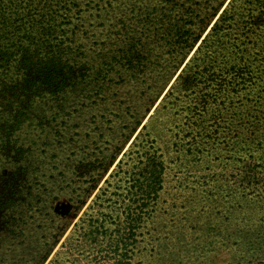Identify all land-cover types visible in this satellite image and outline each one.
Here are the masks:
<instances>
[{"label": "rangeland", "instance_id": "374dc122", "mask_svg": "<svg viewBox=\"0 0 264 264\" xmlns=\"http://www.w3.org/2000/svg\"><path fill=\"white\" fill-rule=\"evenodd\" d=\"M76 3L72 18L87 58L69 50L77 57L64 70L82 79L115 56L114 72L134 26L143 70L109 76L102 104L120 109L59 110L52 95L34 105L35 126L21 130L36 141L34 155L4 154L0 167L9 200L0 209V264H264V0ZM215 26L238 36L233 49L247 52L252 74L236 95H224L222 118L212 120L220 99L209 97L198 111L185 92L196 83L192 59ZM166 40L181 41L180 51L168 54ZM230 48L219 50L222 63L234 62ZM84 118L88 124L77 126ZM154 149L160 173L147 171ZM142 172L155 182L131 180Z\"/></svg>", "mask_w": 264, "mask_h": 264}, {"label": "trees", "instance_id": "16d2710c", "mask_svg": "<svg viewBox=\"0 0 264 264\" xmlns=\"http://www.w3.org/2000/svg\"><path fill=\"white\" fill-rule=\"evenodd\" d=\"M76 1L0 0V167L3 164L4 154L14 155L20 150V156L25 152L34 155L36 141L32 139L28 142L27 135L21 136V130L23 126H35V117H37L33 112L35 104L42 106L48 96L52 95L53 105L59 110L64 105L71 107L74 104L84 105L86 103H94V110H103L102 107L120 109V103L117 105L102 104L104 94L111 90V86L107 85L109 76L113 73V77L117 75L119 79H123L124 75L135 76L137 72L143 70L139 58L145 56L141 55L138 59L135 57L136 54L140 55V50L135 51V47L142 44V41L139 38H133L131 31L135 26L129 31L127 23L120 27V29L127 28L126 33L129 31V40L126 41V50L123 52V58L126 57V60L119 64L114 72H112L114 69L112 63L115 56L104 67L96 65L89 73H82V79L79 78L81 75L78 76L71 68L64 70L63 64L69 63L68 61H73L72 59L77 57L75 52L67 54L69 50H78L82 57L87 58V54L81 52L86 43L77 37L78 30H75L77 24L72 18L75 5H78ZM221 27L215 26L207 33L203 45L193 57L194 63L190 69L195 72L196 83L189 93L185 92L187 96L191 97V101L195 100L196 103L193 104V107L198 111L206 107L204 105L209 97H212V101L208 100L211 104L218 103L215 102L216 98L220 99L219 104L222 107H215L211 110L212 120L217 117L222 118V109L226 108L224 103L227 99L224 95H236L238 84L250 80L252 74L248 64L245 63L246 57L244 56L247 52L233 49L235 39H239L236 38L238 36L234 34L231 36L230 32ZM110 31L112 30H109L108 33ZM157 36L158 32L148 35L149 40L152 37L154 40ZM98 39L102 42L100 47L104 46L103 39L97 38L96 40ZM184 41L186 40H182V42ZM257 41L254 46L260 44L262 39ZM120 43H122V39ZM179 43L181 41L177 43L166 40L164 49H171L168 54L176 53L182 47ZM228 47H232L229 52L236 56L235 59L233 58L234 62L225 64L218 59L219 50ZM174 50L175 52H173ZM131 51L134 53L129 54ZM126 63H128L127 66H125ZM151 66L153 68L155 64L152 63ZM130 67L131 70H129ZM144 67L149 68L150 66L144 65ZM227 75L230 76L229 79H227ZM76 82H81L79 88L74 86ZM219 85H224V88H219ZM68 90H75L79 97L67 98ZM171 93L172 91L168 95ZM216 110L221 111L219 115ZM96 113L93 115L96 116ZM48 115L42 113L39 116L47 118ZM215 122L214 120L212 124ZM87 124L88 122L84 118L78 120L77 126H86ZM34 130L31 129L30 132L32 133ZM147 141L153 142L155 139L148 137ZM41 150L43 153L45 152V149ZM153 153V156L147 161L149 167L147 171L150 173V168H155L160 173L164 170V162L160 159L159 155L161 154H157L155 149ZM6 163L9 162L6 161ZM4 173L0 170V209H5L9 202L6 198L7 190L2 183ZM139 177L142 180L150 178L152 182H155L156 178L142 172L138 174L137 178H131L129 174L128 181L130 182V178L139 180ZM132 187H134L133 183L128 188ZM130 209V204L127 202L122 207V213L126 214V218L129 217Z\"/></svg>", "mask_w": 264, "mask_h": 264}]
</instances>
